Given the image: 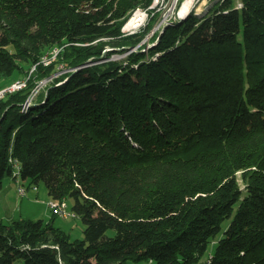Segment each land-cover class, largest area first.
Here are the masks:
<instances>
[{
  "label": "trees",
  "instance_id": "trees-1",
  "mask_svg": "<svg viewBox=\"0 0 264 264\" xmlns=\"http://www.w3.org/2000/svg\"><path fill=\"white\" fill-rule=\"evenodd\" d=\"M153 2L0 0V77L26 81L0 98V190L43 183L86 226L1 221L0 264H264V0L191 11L147 50Z\"/></svg>",
  "mask_w": 264,
  "mask_h": 264
},
{
  "label": "rangeland",
  "instance_id": "rangeland-1",
  "mask_svg": "<svg viewBox=\"0 0 264 264\" xmlns=\"http://www.w3.org/2000/svg\"><path fill=\"white\" fill-rule=\"evenodd\" d=\"M186 1L187 0H160V3L157 4L158 0H155V4L153 3V5H155V8L153 10L157 11L156 13H159V17L151 32L145 37L144 43H142L146 44L147 50L155 44H153L152 42V38L156 35L155 29L159 25H161V22H163V20L176 17L178 18L181 9ZM216 2L217 0H193L189 14L191 11H195L198 15L204 16L215 5ZM185 18L183 20H185ZM148 22V18H146L144 24L140 29L146 27ZM160 34L161 33H159V35ZM156 41H158V39ZM55 50L59 52L58 49ZM55 50H53L51 53L52 58L54 57V54L56 52ZM129 53H116L113 56V59H125ZM60 70L61 71L58 75L65 74L67 72L66 70H63L62 67H60ZM19 78L20 77H18L16 74L12 75L11 77H0V98L3 97L5 91L11 87L14 81L18 82ZM51 80L52 79L41 80L38 83L34 94L29 100L30 103L33 101H37L38 96L45 90L46 86L52 82ZM20 82L26 83V81L23 80H20ZM241 173L242 172H238L237 176L240 184L243 185ZM20 186H22L26 190L24 196L21 195L19 191ZM51 201L53 200H51V198L49 197L48 191L43 183L39 184L38 187H35L31 184L30 181H23L20 178L15 180L11 177H7L3 182V188L0 190V222L2 221L4 223H8L12 220L21 219H30L35 221L44 220L46 223L53 222L54 226L61 228V230L68 234L72 240L84 239V231L86 226L82 222L81 218L77 216L61 217L60 215L52 213V210L49 207V203ZM66 203L68 204V211L72 213V206L74 203L73 200L68 199ZM108 234L113 236L115 233L111 230L108 232ZM212 251H214V246L210 247L209 253ZM206 259L207 257H205L204 261H206ZM15 264H24V261L17 260ZM125 264H156V262H135L129 260Z\"/></svg>",
  "mask_w": 264,
  "mask_h": 264
},
{
  "label": "bare ground",
  "instance_id": "bare-ground-1",
  "mask_svg": "<svg viewBox=\"0 0 264 264\" xmlns=\"http://www.w3.org/2000/svg\"><path fill=\"white\" fill-rule=\"evenodd\" d=\"M192 3H193V0H187V1L184 3V5H183V7H182V9H181V12H180L178 18L176 17V18H174V19L163 20V22H161V25H159V26L155 29V34L157 35L158 33H162V32L164 31L165 27H167V26H171V25H173L175 22L180 21V20H183L185 17H187L188 14H189V11H190V9H191ZM138 10H139V9H138ZM138 10H136V11L133 13V15L130 17V19L125 23V25H128V27L131 26V25H137V26H136V33L139 32V31L141 30L140 28L142 27V25H143L144 22H145V21H144V22H142L141 25H138V24H140V22L143 20V15H142L141 12H137ZM148 21H149V19H148ZM125 25H124V26H125ZM122 32H123L125 35H131V34H133L132 32H130V30H122ZM150 40H151V39H150ZM55 51H57V50H55ZM55 57H56V56H54L53 59H55ZM9 92H11V91H9ZM30 105H31L30 102H28V103L25 105V107L28 108ZM66 202H67V201H65V205H68ZM49 206H59V201H51V202L49 203ZM69 212H70V211H69ZM70 213H71V212H70ZM72 214H74V216H76V214H75L74 212H72Z\"/></svg>",
  "mask_w": 264,
  "mask_h": 264
},
{
  "label": "built area",
  "instance_id": "built-area-1",
  "mask_svg": "<svg viewBox=\"0 0 264 264\" xmlns=\"http://www.w3.org/2000/svg\"><path fill=\"white\" fill-rule=\"evenodd\" d=\"M153 3L155 4V0H154ZM159 3H160V0H158L157 4H159ZM154 8H155V5L152 4L150 9H154ZM137 12H141L142 15H143V20L138 25H141L142 22H144L146 20V18L150 19L149 12L147 10L139 9ZM169 19H174V18H169ZM136 26L137 25H131V26L128 27V25H125V26H123L122 30H130V32L135 34L136 33ZM143 43H144V41H143ZM57 54H58V52L56 51L54 56H56ZM44 62L46 64H48L50 61L48 59H45ZM24 86H26L25 82L18 81L16 83L12 84L11 87L8 90L9 91H12V90L15 91V90L21 89ZM8 90H6V91H8ZM19 191H20L21 195H23V196L26 193V190L22 186H20ZM49 207L52 210V213L60 215L61 217L62 216L63 217H67V216L75 217L74 214H72V213H70L68 211V205H65V200L59 201V206H49Z\"/></svg>",
  "mask_w": 264,
  "mask_h": 264
},
{
  "label": "water",
  "instance_id": "water-1",
  "mask_svg": "<svg viewBox=\"0 0 264 264\" xmlns=\"http://www.w3.org/2000/svg\"><path fill=\"white\" fill-rule=\"evenodd\" d=\"M143 43V42H142ZM134 49H137V47L136 48H134ZM89 65H91L89 62L87 63V64H85L83 67H86V66H89ZM30 102V101H29ZM30 104H32V102L30 103Z\"/></svg>",
  "mask_w": 264,
  "mask_h": 264
}]
</instances>
